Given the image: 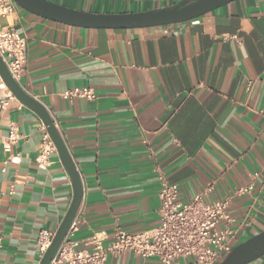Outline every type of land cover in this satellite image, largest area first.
I'll return each mask as SVG.
<instances>
[{
	"label": "crops",
	"instance_id": "crops-1",
	"mask_svg": "<svg viewBox=\"0 0 264 264\" xmlns=\"http://www.w3.org/2000/svg\"><path fill=\"white\" fill-rule=\"evenodd\" d=\"M93 14H129L181 0H47ZM0 29L24 39L17 81L50 114L83 185L76 250L107 246L116 228L159 223L163 181L187 202H214L239 188L221 222L238 245L264 229V0H236L191 21L136 29L82 28L19 8L0 9ZM73 88L95 99L67 100ZM12 96L0 82V102ZM13 97V96H12ZM14 98V97H13ZM15 125L22 139L6 152ZM45 131L16 101L0 108V264H39L41 231L54 235L72 199L57 153L36 163ZM104 264H159L131 252ZM181 264H194L193 260ZM264 264V257L250 263Z\"/></svg>",
	"mask_w": 264,
	"mask_h": 264
},
{
	"label": "built area",
	"instance_id": "built-area-1",
	"mask_svg": "<svg viewBox=\"0 0 264 264\" xmlns=\"http://www.w3.org/2000/svg\"><path fill=\"white\" fill-rule=\"evenodd\" d=\"M13 4V0H0V9L4 13L9 12ZM0 57L11 77L18 81L24 70L25 54L24 39L15 30L0 29ZM62 97L67 100L91 101L95 99V94L90 88H73L64 92ZM13 100L12 96L8 97L0 102V108L4 109ZM21 139L22 135L12 124L3 137L4 150L8 152ZM54 153V145L46 131H43L36 163L46 164ZM211 189L209 187L202 194L182 202L179 200L178 186L163 181L158 194V225L151 230L133 234L118 227L114 240L107 246L93 240L92 252L76 250L68 241V236L77 227L74 219L51 264H104L109 255L118 256L127 252L141 258H155L159 264H181L187 260H193L194 264H218L235 247L232 230L227 227L218 230V225L221 222H232L227 214L231 199L250 193L252 187L239 188L222 200L205 202L204 197ZM52 238L53 235L46 231L39 233L38 248L42 255Z\"/></svg>",
	"mask_w": 264,
	"mask_h": 264
},
{
	"label": "water",
	"instance_id": "water-1",
	"mask_svg": "<svg viewBox=\"0 0 264 264\" xmlns=\"http://www.w3.org/2000/svg\"><path fill=\"white\" fill-rule=\"evenodd\" d=\"M13 1L26 12L65 25L96 29H136L170 26L191 21L236 0H181L169 6L129 14L86 13L47 0ZM0 78L14 99L40 119L71 183L72 199L69 207L39 262V264H51L80 208L83 199L82 181L50 114L43 104L28 95L11 77L1 57ZM262 257H264V229L236 245L218 264H250Z\"/></svg>",
	"mask_w": 264,
	"mask_h": 264
}]
</instances>
